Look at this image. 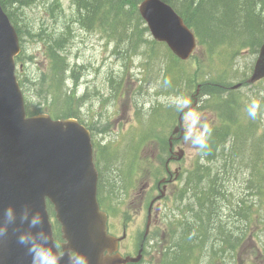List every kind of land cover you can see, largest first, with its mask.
Wrapping results in <instances>:
<instances>
[{
    "label": "rangeland",
    "instance_id": "obj_1",
    "mask_svg": "<svg viewBox=\"0 0 264 264\" xmlns=\"http://www.w3.org/2000/svg\"><path fill=\"white\" fill-rule=\"evenodd\" d=\"M50 3H57V7L54 6L53 12L48 14ZM17 15L32 33H37L44 28L60 31L65 24L67 27H71L77 17L71 0H39L34 5L18 11ZM72 30L73 33L67 37L62 54L66 56L75 72L78 67L80 68L81 76L77 88H74L72 81L67 79V75H65L67 81L64 87L67 91L75 89V98L84 96L83 101L77 104V120L92 130L94 143L102 145L113 143L111 149L122 153L125 164L132 163L134 169L140 167L142 165L140 152L142 151L143 156L151 159L152 171L160 168L155 161V158L159 156L157 150H160L163 140L165 141V138L167 140L171 129L175 126L178 111L192 104V94L196 92L195 86L191 90L187 89L186 81L180 82L179 86L175 85L174 88H171L167 81L178 79V77L185 78L187 74L192 78L198 64L204 70L215 68L214 76H222L220 74L223 73L222 69L225 64L222 62L224 58L221 57V53L214 57L211 56L210 59L213 61L208 63L209 60L205 58V52L198 44L190 59L181 64L176 63L177 67H170L167 56L164 55L166 49L162 46L157 48L156 55L139 54L125 57L123 54V56H119L114 51V43H111L106 36H102L103 33L87 32L81 30L78 25L73 26ZM146 36L152 40L149 33ZM20 53L19 64L22 65L23 73L29 80V83L24 82V87L21 89L23 97L25 100L31 101L36 108L42 107L39 103L43 104L47 113L41 90L43 89L42 77L48 68L43 45L39 39L31 40L25 36ZM256 58V54L249 52H243L237 57L235 71L226 74L224 78L225 82L230 83L228 87L240 83L242 79H247ZM181 69L185 71L184 75L181 73ZM24 74L22 80L25 79ZM40 78L39 88L35 83ZM36 92L40 93V96H35ZM230 94L248 101V104L253 99L261 102L257 118L251 119V121H254L256 126L255 137L262 135L264 137V80L253 85L241 86L236 91L229 90L226 93V95ZM197 104L198 107L188 113L183 120L188 141L186 142L183 138L181 143L174 144V151L177 148L185 150L184 156L179 162L170 163L168 166L171 172L178 169L179 176L177 181L166 189L165 196L167 198L157 203L161 210L150 229L151 245L148 247V253L144 256L142 264L158 263L160 246H166L169 242L168 226L165 227L164 224L183 219L188 202L180 201L175 197L178 196L188 171L194 168L196 161L203 167H208L210 171L218 172L222 179L226 180L229 203L223 201L220 204L223 209L217 216L219 221L223 224H229L231 221L236 229L227 230L231 231L233 235L245 234L243 244L236 247L233 255H227L224 258L221 256L223 264H264V200L256 196L255 188L248 190L249 186L258 183V180L253 179V164L258 162H254L258 150H255L251 144L247 145L251 150V155L247 156L248 160L244 162L247 166L244 164L239 166L235 162L223 171L220 161L208 165L203 157L200 158V152L193 146L192 141L195 140L196 135L202 132L201 125H210L213 113L201 109L202 98L199 97ZM167 106L170 107L171 112L176 111L175 113H177L174 115L173 123L172 118H153L151 121L150 118L154 116L155 108L160 110ZM72 108L74 109L75 105ZM240 112L243 114V119L247 120L244 111L240 110ZM152 130H156L160 136L142 148L143 143L140 142V137L143 136V132ZM261 145L264 153L263 141ZM144 184V180L137 177L133 188L129 189L127 194L121 193L119 206L115 212L111 211L109 215V228L115 236H121L122 224L125 223L127 217L129 218L126 223L128 224L127 240L121 246V252L129 256H135L136 241L142 237L144 232L149 204L144 198L148 196L150 202L153 197L159 194L153 181L150 182L149 189L144 194L141 191ZM241 198H246V202L252 204L250 206L251 221L240 216L234 217L237 213L239 215L246 213L240 203ZM254 204L257 208L254 207ZM199 264H212L207 252L200 258Z\"/></svg>",
    "mask_w": 264,
    "mask_h": 264
},
{
    "label": "trees",
    "instance_id": "obj_2",
    "mask_svg": "<svg viewBox=\"0 0 264 264\" xmlns=\"http://www.w3.org/2000/svg\"><path fill=\"white\" fill-rule=\"evenodd\" d=\"M38 1L0 0V3L14 25L20 42L25 39V36L42 42L48 60V68L42 78L45 104L51 103L55 109V119L76 118L77 104L81 103L84 97L76 99L74 92L64 89L67 81L66 74L72 78L74 85L79 78V73L69 68L67 59L62 54L70 31L65 30L59 33L53 30L45 36L33 35L17 15L18 11ZM141 1L72 0V3L75 6L78 25L87 30H100L111 43H114V51L119 56L123 54L125 57L139 54L156 55L157 48L162 46L166 49L164 55L167 56L170 67H177L176 63L180 64V62L171 55L164 44L147 38L148 30L137 11ZM161 1L170 5L194 32L200 48L205 52V58L209 60L208 63L213 61L210 59L211 56L214 57L219 53L224 58L222 62L225 65H223V73L220 74L222 76H214L215 68L204 70L198 64L192 78L187 74L185 78L178 77L168 82L171 88H174L175 85L179 86L180 82L186 81L188 90L199 85L200 96L206 98L202 108L211 111L215 116L214 121H211L209 125L212 129L209 150L207 154L199 150L200 158L203 157L208 165L220 161L223 171L235 162L239 166L243 164L247 166L244 162L251 155L247 145L251 144L255 150H258L254 161L258 162L253 164V179L258 180V183L248 188H255L256 196L264 200V153L261 145L262 141L264 143V137L263 135L255 137L256 126L246 113L248 101L234 94L226 95L228 92L226 88L230 86V83L224 81L226 74L235 71V60L240 54L243 52L257 54L260 45L264 42V0ZM54 6L57 7V3L49 4L48 13H52ZM20 60L19 55L16 57V62ZM181 73L184 75L185 71L181 69ZM245 80L246 78L240 82L243 86H245ZM19 84L24 87L20 80ZM73 104H75L74 109ZM42 108H36L28 101L25 103L26 113L30 116L41 113ZM240 110L244 111L247 120L243 119ZM175 112H171L169 106L160 110L155 108V114L151 118L170 119L174 117ZM152 132L153 135H143L140 142H147L150 138L155 140L159 137L154 134V131ZM166 151L167 143L163 140L158 152L159 156L155 160L158 165L164 162L163 154ZM95 164L98 170V201L100 204L108 201L110 207L118 202L119 196L125 193L130 184L128 171L133 169V164H125L118 152L111 149L110 143L95 146ZM147 168L148 166L146 168L144 166L145 170ZM160 170L159 167L156 168L153 172L154 178L158 176ZM225 182L226 180H223L219 173L210 171L198 161L195 162L194 168L188 171L179 194L175 197L180 201L188 202L186 211L181 221H169L165 224V227L168 226L169 242L166 246H160L157 264H199L205 252L208 253L212 264H223L221 256L224 258L227 255H233L236 247L243 244L245 234L233 235L227 229H236L235 225L231 221L229 224H223L217 217L223 209L220 204L223 201L229 203L227 198L229 193ZM240 203L246 213L239 215L235 212L234 217L240 216L251 221L250 206L252 204L246 202V198H241ZM254 207L257 208L255 204ZM203 208L207 209L204 211ZM47 210L50 215H53L50 204H47ZM52 228L55 243L59 244L62 241L59 225L53 222Z\"/></svg>",
    "mask_w": 264,
    "mask_h": 264
},
{
    "label": "water",
    "instance_id": "obj_3",
    "mask_svg": "<svg viewBox=\"0 0 264 264\" xmlns=\"http://www.w3.org/2000/svg\"><path fill=\"white\" fill-rule=\"evenodd\" d=\"M138 13L154 40L166 44L179 60L190 58L196 48L195 35L171 6L161 0H143ZM19 52L17 33L0 5V211L9 204L17 209L30 204L34 211L41 212L44 228L53 240L49 203L60 225L61 253L72 248L88 255L90 264L134 261L114 254L120 239L107 234L106 215L97 203L98 175L87 129L74 119L26 115L15 76L14 58ZM263 78L264 43L247 82L252 84ZM238 87L239 84L233 89ZM186 111L179 115V127L173 131L181 129L180 138ZM183 154L184 151L178 150L174 154L176 160ZM148 226L149 222L147 230ZM30 261L10 229L7 243L0 245V264H30ZM62 264H67V256Z\"/></svg>",
    "mask_w": 264,
    "mask_h": 264
},
{
    "label": "clouds",
    "instance_id": "obj_4",
    "mask_svg": "<svg viewBox=\"0 0 264 264\" xmlns=\"http://www.w3.org/2000/svg\"><path fill=\"white\" fill-rule=\"evenodd\" d=\"M261 109V102L251 100L246 107L247 116L256 119ZM202 132L192 141L194 147L201 153L207 154L212 129L208 125H201ZM188 141L186 136L184 137ZM15 235L16 243L26 250L31 258L30 264H62L67 256V264H90L88 255L67 248L61 253V247L56 244L48 231L44 228V217L38 210H33L30 204H24L19 209L14 205H7L0 211V245H5L9 238V230ZM66 248V247H65Z\"/></svg>",
    "mask_w": 264,
    "mask_h": 264
},
{
    "label": "flooded vegetation",
    "instance_id": "obj_5",
    "mask_svg": "<svg viewBox=\"0 0 264 264\" xmlns=\"http://www.w3.org/2000/svg\"><path fill=\"white\" fill-rule=\"evenodd\" d=\"M169 153V152H168ZM168 157H169V155H168ZM168 175H169V173H168ZM167 175V173H166V177H167V179L170 177V175L168 176ZM169 186V185H168ZM167 185H166V188L168 187ZM165 187V186H164ZM157 210L155 211V210H152L151 211V224H153V221L156 219V217H157V215H158V213H159V207H157L156 208ZM125 230V228L123 227V231ZM147 239H148V236L146 237ZM145 237L143 238L142 237V239L138 242V244H137V246H138V251H139V249H141L142 250V255H143V252H144V249L146 248V245L144 244V241H145V239H146ZM123 242V241H122ZM121 243V242H120ZM119 243V244H120ZM137 251V252H138ZM123 255V254H122ZM138 255V254H137ZM137 259H139V258H137Z\"/></svg>",
    "mask_w": 264,
    "mask_h": 264
},
{
    "label": "bare ground",
    "instance_id": "obj_6",
    "mask_svg": "<svg viewBox=\"0 0 264 264\" xmlns=\"http://www.w3.org/2000/svg\"><path fill=\"white\" fill-rule=\"evenodd\" d=\"M250 72H251V71H250ZM242 84H243V83H242ZM217 173H218V172H217ZM212 176H214V175L212 174ZM252 188H253V187H252ZM248 189H249V188H248ZM250 190H251V189H250ZM222 192H223V191H222ZM215 201H216V200H215ZM243 203H244V202H243ZM243 203H242V204H243ZM246 204H247V203H246ZM232 205H233V204H232ZM209 208H210V207H209ZM206 209H207V208H206ZM206 209H205V210H206ZM203 210H204V208H203ZM205 210H204V211H205ZM209 210H210V209H209ZM215 211H217V210H215ZM206 213H207V212H206ZM218 213H219V212H218ZM216 215H217V214H216ZM213 216H214V215H213ZM213 218H214V217H213ZM216 218H217V217H216ZM210 236H211V235H210Z\"/></svg>",
    "mask_w": 264,
    "mask_h": 264
}]
</instances>
